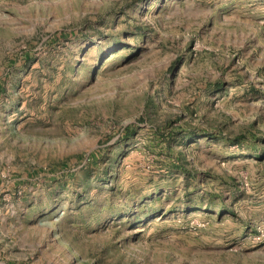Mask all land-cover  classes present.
<instances>
[{"label": "rangeland", "instance_id": "rangeland-1", "mask_svg": "<svg viewBox=\"0 0 264 264\" xmlns=\"http://www.w3.org/2000/svg\"><path fill=\"white\" fill-rule=\"evenodd\" d=\"M0 264H264V0H0Z\"/></svg>", "mask_w": 264, "mask_h": 264}]
</instances>
